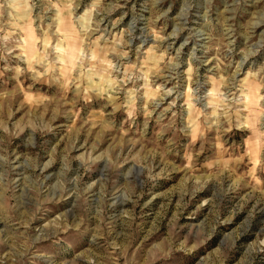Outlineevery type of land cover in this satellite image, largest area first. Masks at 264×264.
I'll return each instance as SVG.
<instances>
[{"label": "rangeland", "instance_id": "1", "mask_svg": "<svg viewBox=\"0 0 264 264\" xmlns=\"http://www.w3.org/2000/svg\"><path fill=\"white\" fill-rule=\"evenodd\" d=\"M0 264H264V0H0Z\"/></svg>", "mask_w": 264, "mask_h": 264}, {"label": "bare ground", "instance_id": "2", "mask_svg": "<svg viewBox=\"0 0 264 264\" xmlns=\"http://www.w3.org/2000/svg\"><path fill=\"white\" fill-rule=\"evenodd\" d=\"M29 36H30L29 34L25 33V37H26V40L28 39V42H30V41H29V40H30ZM29 48H32V46H29ZM73 56H74V53H73V51H71V49H70V51H68V52L66 53V59H67L69 62H71Z\"/></svg>", "mask_w": 264, "mask_h": 264}]
</instances>
